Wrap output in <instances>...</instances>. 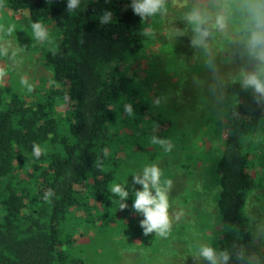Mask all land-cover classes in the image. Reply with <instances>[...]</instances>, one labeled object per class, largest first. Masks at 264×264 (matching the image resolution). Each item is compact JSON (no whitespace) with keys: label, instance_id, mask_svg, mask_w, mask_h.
Returning <instances> with one entry per match:
<instances>
[{"label":"trees","instance_id":"1","mask_svg":"<svg viewBox=\"0 0 264 264\" xmlns=\"http://www.w3.org/2000/svg\"><path fill=\"white\" fill-rule=\"evenodd\" d=\"M257 2L212 3L214 13L216 8L228 14L220 51L239 54L246 63L238 81L251 71L249 62L255 67L243 41L251 26L249 6ZM128 5L129 0H81L69 13L65 0H0V81L7 76L8 83L0 82V264H122L127 253L138 264H151L158 252L154 243L142 250L132 240L143 219L132 208L140 188L132 175L163 162L161 182L170 181L168 158L178 169H201L208 179L202 193L213 188L211 209L202 210L194 224L197 237L228 251L230 264H264V232H254L245 212L249 195L264 188V105L238 81L237 96L225 90L221 98L213 88L196 85L195 78L205 79L215 68L214 28L213 45L193 51L196 62L163 50L169 64L159 67L146 54L155 39L144 35L146 22ZM106 10L112 18L102 25L99 16ZM33 23L47 29L46 40L34 38ZM6 40L15 48L1 43ZM18 54L39 61L50 77L34 88L17 80L6 61ZM141 60L149 69L139 77L133 63ZM156 68L166 69L159 82ZM169 73L176 76L174 90ZM125 105H131V115ZM153 136L172 141V148L151 143ZM207 141L211 150L204 149ZM33 145L41 149L39 157ZM116 183L129 190L123 209L109 190ZM192 189L175 196L185 203Z\"/></svg>","mask_w":264,"mask_h":264},{"label":"rangeland","instance_id":"2","mask_svg":"<svg viewBox=\"0 0 264 264\" xmlns=\"http://www.w3.org/2000/svg\"><path fill=\"white\" fill-rule=\"evenodd\" d=\"M223 1L224 0H165L166 6H164V8H162L161 11L155 14L153 17L147 21H144L147 24V32L150 33L153 39H155V43L146 50V54L151 58H154L159 67H163L169 64L167 61V56L163 50H171V52L177 57L180 55L183 58H186V55L190 57L192 56L193 58L191 61L196 62L198 60L196 55L198 56V54H193V51L198 48L207 49L209 45H213V38L210 37V34L209 37L206 38V47H193L191 40L195 33L194 31L191 32V26H188L189 23L186 21V16L189 14L188 10H191L193 7H195L193 9H200L202 12H206L208 14L210 20L206 26L209 29H215V46L213 45L214 47L211 46V48L215 49V53H218L215 55V68H213L209 74L205 75V79L203 77L195 78V81L196 85L198 84L200 88H213V92L215 90L217 96L218 93H221L222 91L224 92L225 90L226 95L228 93L234 94L236 92L237 87L235 86V82L238 81L237 73L240 75V69L243 68V65H246L239 54H237V58H234L230 54L226 57L225 52L228 50H223V52L220 51L224 47L223 36L228 27L226 22L225 27L222 30L215 28L213 25L216 15H223L225 16L226 20L228 14H220L219 10L216 8L214 13L212 3L218 7V5ZM1 43L8 48H15V43L9 42L8 40L2 41ZM159 50H161V53L158 52ZM17 56L18 58L16 60L14 58H8L6 62H9L10 65L16 69V78L17 80L23 81L24 85H27L29 88H34L39 85L40 79H48L50 77L48 70L42 67L39 61H28L23 54H18ZM38 56V53L34 54V56L32 55L33 59L35 60H37ZM249 63L250 65L248 68H250L252 71L254 64L251 62ZM146 65V61L143 60L133 63V69L136 71L139 77L144 76L145 71L149 69ZM2 67L3 65L0 64V69ZM164 70L162 71L156 68L154 76L156 78L159 76L158 82L164 77L163 75L166 74L163 73ZM167 76L171 80L168 81V84L171 83V88L174 90L176 87V76H173L172 73H169ZM3 78L5 79L1 81L7 85V76H3ZM197 90L198 88L194 89L195 93H197ZM186 91L187 90L185 89L184 92ZM234 95L237 96V94ZM218 98L221 97L218 96ZM179 113H181V111H179ZM192 123L193 122L190 123L191 125L189 124L190 126L188 124H185L184 126L182 125L183 127L180 128V133L183 134L185 133V130H188L189 128L192 129L195 124L198 123V121H195L193 124ZM212 141L213 144H215V148H217L219 143L218 139L215 138ZM171 142L172 141H169L167 143L169 146L168 149L172 148ZM210 147H212V144L210 146V141H207V143H205L204 149L211 150L212 148ZM206 159H208V157ZM167 162L174 166L169 167V180L171 179V188L168 192V214L171 227L166 235H168L170 238H166L165 235H157L155 232L145 235L139 222L137 229H134L135 231H133L132 240L138 244V248L142 250L149 247L148 241L151 240L154 243L158 252L154 254L151 264H159L158 260L161 261V264H205L206 261L194 254L196 253V249L200 243H206V240L197 237L199 236V231H196L194 224L196 221L201 219L198 214L201 213L202 210L207 211L205 208H209V210L211 209L212 199L210 193H212L213 188H210L211 190L206 188L204 189V191L206 190L207 195L201 192L203 191L202 186L206 185V180L208 181L206 176L205 180L202 174L199 172L201 169H198V171L197 169L190 170L189 168L186 170L185 168H180V170L176 168V163L172 158H168ZM156 166L161 171L164 164L162 162ZM167 167L168 165H166V168ZM201 172L205 173L204 171ZM188 186H192L194 189H192L191 194L184 196L185 203H181V201L178 200L175 195L176 193L181 192L182 188H186ZM245 212L250 219V223L251 226H253L252 228L254 229V232L258 235H262L264 232L262 226V224H264V188L256 189L252 194L249 195ZM188 220L192 221L191 227L187 226L189 223ZM180 224L184 225L185 227L180 226ZM155 239L157 242H155ZM188 246L190 251L185 249ZM170 252L173 257H171ZM127 255L129 258L124 257L122 264H138L135 262L134 254L127 253ZM155 261L158 263H155ZM165 261L167 262L165 263Z\"/></svg>","mask_w":264,"mask_h":264},{"label":"clouds","instance_id":"3","mask_svg":"<svg viewBox=\"0 0 264 264\" xmlns=\"http://www.w3.org/2000/svg\"><path fill=\"white\" fill-rule=\"evenodd\" d=\"M66 12H75L81 0H65ZM134 15L140 17L144 22L161 11L165 6V0H129L128 5ZM251 17V26L247 29L246 38L243 45L247 55L255 62L254 70L241 73L239 84L242 89H250L253 93L254 102L258 105H264V0H258L257 3L249 6ZM112 12L104 11L99 16L100 24H107L111 21ZM210 17L206 12L200 9H193L186 16V21L193 27L195 33L191 40L193 47H206L207 37L210 35L208 25ZM217 29L225 27V16L216 15L213 25ZM33 36L36 40L44 41L48 37L47 29L40 23L31 25ZM144 35L148 36L147 30ZM124 111L132 114L131 105H125ZM151 143L159 144L167 151L168 144L165 140L152 137ZM33 155L39 157L41 149L33 145ZM133 185H140V188L133 192L132 208L135 212L141 214L143 219L140 221L143 233L155 232L157 235L164 236L170 229L169 220V201L168 192L171 188V181L161 182V172L156 165L145 166L139 173L132 175ZM110 193L116 196L120 201V208L126 207L125 201L129 198V190L125 184H112ZM51 195V193H48ZM47 198V196L45 197ZM196 255L207 261V264H230L231 254L226 250L218 251L208 243H200L196 249ZM239 259V257H237Z\"/></svg>","mask_w":264,"mask_h":264}]
</instances>
